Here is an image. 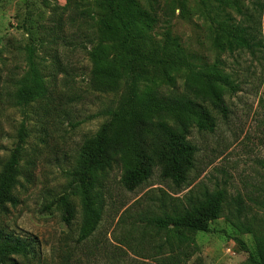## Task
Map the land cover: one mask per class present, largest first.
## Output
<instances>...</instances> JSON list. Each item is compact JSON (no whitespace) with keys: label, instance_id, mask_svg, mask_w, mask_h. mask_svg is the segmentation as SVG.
I'll use <instances>...</instances> for the list:
<instances>
[{"label":"rangeland","instance_id":"374dc122","mask_svg":"<svg viewBox=\"0 0 264 264\" xmlns=\"http://www.w3.org/2000/svg\"><path fill=\"white\" fill-rule=\"evenodd\" d=\"M155 2L160 13L168 10L173 35L201 64L218 65L237 91L225 95L226 117L213 112L214 132L192 130L196 167L184 185L163 180L156 168L150 180L130 192L116 167L104 183L102 220L89 240L79 242L81 201L71 173L83 145L120 96L92 88L85 49L91 46L64 40L74 31L75 5L84 8L93 0H0V164L15 147L23 124L27 131L21 161L24 186L14 192L17 206L0 210V230L36 241V254L20 258L21 264H164L173 257L185 264H246L250 254L257 256L254 235L237 226L243 222L264 229V0H258L259 6L257 0H240V11L216 0ZM226 19L249 39V49L220 48L217 25ZM31 52L51 94L20 106L15 95L29 70ZM56 66L60 71L55 79ZM219 187L229 194V219L215 220L210 232L197 233L196 247H187L183 256L161 248L162 236L142 219ZM64 195L76 205L70 224L63 220L62 207L53 205Z\"/></svg>","mask_w":264,"mask_h":264},{"label":"trees","instance_id":"16d2710c","mask_svg":"<svg viewBox=\"0 0 264 264\" xmlns=\"http://www.w3.org/2000/svg\"><path fill=\"white\" fill-rule=\"evenodd\" d=\"M216 1L240 11V0ZM68 5L70 2L65 7ZM256 5H260L258 0ZM181 9L184 13L185 6ZM73 10L74 31L64 40L76 47L91 46L85 49L92 65L90 82L95 91L120 92L116 106L106 114L108 119L83 145L71 173L81 201L78 241L85 242L102 220L104 183L116 167L122 169V184L130 192L150 180L156 168H160L163 180L177 187L188 181L189 173L196 167L197 147L189 140L192 130L214 132L217 119L213 112L227 116L225 95L236 92L237 86L218 65L201 64L202 59L173 35L168 10L160 13L155 0H93L84 8L76 4ZM159 23L163 24L161 30ZM217 28L222 50L251 47L249 39L232 28L229 20L219 21ZM29 60V70L15 95L20 106L51 94L33 52ZM59 71L56 66L55 79ZM26 137L23 124L15 147L0 164L1 211L18 204L14 192L24 186L21 161ZM228 195L225 188L207 190L188 198L186 205H173L172 209L165 208L160 215L142 221L162 236L161 248L170 255L179 252L183 256L187 247H196L197 233L210 232L215 220L229 219L225 215ZM53 205L62 207L63 220L70 224L76 213L74 199L64 195ZM240 206L236 208L238 214ZM237 227L242 233L253 234L256 241L257 256L250 254L246 264H264V229L243 222ZM243 246L246 249L244 243ZM35 254L34 239L0 230V264H21L20 258ZM163 263L185 264L174 257Z\"/></svg>","mask_w":264,"mask_h":264}]
</instances>
